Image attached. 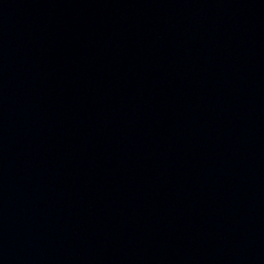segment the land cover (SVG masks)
<instances>
[{
    "label": "water",
    "instance_id": "obj_1",
    "mask_svg": "<svg viewBox=\"0 0 264 264\" xmlns=\"http://www.w3.org/2000/svg\"><path fill=\"white\" fill-rule=\"evenodd\" d=\"M0 264H264V0H0Z\"/></svg>",
    "mask_w": 264,
    "mask_h": 264
}]
</instances>
